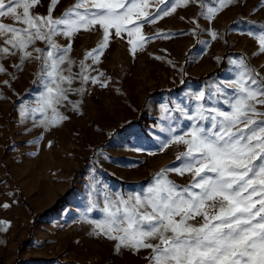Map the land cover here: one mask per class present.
Wrapping results in <instances>:
<instances>
[{"label": "rangeland", "instance_id": "374dc122", "mask_svg": "<svg viewBox=\"0 0 264 264\" xmlns=\"http://www.w3.org/2000/svg\"><path fill=\"white\" fill-rule=\"evenodd\" d=\"M75 2L61 0L54 18ZM205 2L212 6L211 0ZM49 5L50 0H41L31 11L47 15ZM155 8V0H150L148 10ZM202 11L199 3H190L155 24L144 25L140 34L146 39L135 54L126 32L121 37L112 35L95 63L85 57L99 48L103 30L98 25L92 31L81 29L71 41L72 73H80L83 62L88 75L102 72L100 79L108 86L89 82L83 85L84 94L69 93L68 101L58 107L68 119L56 125L40 124L53 119L51 109L46 114L32 111L46 91L43 83L36 82L39 61H25L22 70L16 71L13 66L20 63L18 56L0 60L9 73H15V79L0 73V96L4 97L0 99V264H146L147 251L117 254L114 242L93 235L83 217H103L99 207L86 211L89 202L102 207V186L121 193H142L157 173L178 164L176 157L183 147L170 143L161 148L169 140L170 127L190 123L178 109L193 114L196 101L192 93H211L217 85L234 79L237 68L232 61L244 58L264 75V54L256 55L259 41L248 35L264 28L261 0L227 6L211 21ZM0 22L24 27L11 16ZM212 32L216 39L211 38ZM4 38L0 37V47L5 46ZM55 39L62 47L69 42L61 36ZM36 47L46 45L38 41ZM227 49L231 52L228 66L220 76L207 83L190 81L179 92L155 94L145 103L149 92L180 85L185 74L198 77L215 69ZM73 87H81L79 76ZM72 104L78 105L77 111ZM216 106L228 110L222 103ZM141 113L152 119L146 128L134 124L113 134ZM87 158L89 163L63 199V206L56 205L53 214L34 223V214L56 203ZM169 178L178 185L190 181L188 174L169 173Z\"/></svg>", "mask_w": 264, "mask_h": 264}, {"label": "snow or ice", "instance_id": "6c2138e0", "mask_svg": "<svg viewBox=\"0 0 264 264\" xmlns=\"http://www.w3.org/2000/svg\"><path fill=\"white\" fill-rule=\"evenodd\" d=\"M60 2L50 0L48 14L40 15L31 10L41 0H0V18L11 16L24 25L0 22V37H5L0 60L18 56L16 71L22 70L25 61H39L36 82L43 83L46 91L32 111L46 114L51 109L53 119L40 121L45 126L68 119L58 107L68 101L69 93L84 94L83 85L89 82L108 86L100 79L102 72L88 75L83 62L80 73H72L71 41L81 29L92 31L98 25L103 30L99 48L85 57L95 63L112 35L121 37L126 32L135 54L146 39L140 34L144 25L155 24L177 8L199 3L201 15L211 21L225 7L242 0H211L212 6L205 0H155L154 11L148 10L150 0H76L54 18ZM248 35L259 41L256 55L264 54V28ZM57 36L66 38L67 46L59 45ZM211 38L216 39L215 32ZM38 41L46 47H36ZM232 64L237 68L234 79L217 85L211 93H192L193 114L178 109L190 123L170 127L169 140L161 145L162 149L170 143L184 148L176 157L178 164L157 173L142 193L102 186V207L89 202L86 211L99 207L103 218L92 220L85 215L83 221L92 226L93 235L114 242L115 253L147 251L146 264H264V75L244 58ZM0 73L15 79V73L2 63ZM76 76L79 88L73 87ZM3 83L9 85L8 80ZM72 110L77 111L78 105L72 104ZM169 173L188 174L190 181L178 185Z\"/></svg>", "mask_w": 264, "mask_h": 264}, {"label": "trees", "instance_id": "16d2710c", "mask_svg": "<svg viewBox=\"0 0 264 264\" xmlns=\"http://www.w3.org/2000/svg\"><path fill=\"white\" fill-rule=\"evenodd\" d=\"M231 52L227 49L225 51V53L223 54L222 60L219 64L218 67H216L215 69L209 71L208 73H206L205 75L202 76H198V77H194L191 75H187L185 74L183 77V81L180 85L174 86V87H170V88H162V89H158L152 92H149L146 99H145V103L147 102V100L155 95V94H161V93H171V92H179L184 86L185 84H187L188 82H195V83H207L208 81H210L213 78H216L218 76H220L221 74H223V72L225 71L226 67L228 66V62H227V56L230 54ZM152 121L151 118H149L147 115H145L144 113H141L137 119H132L129 120L128 122H126L124 125L117 127L116 129H114L113 134L118 133L120 131H122L124 128L130 126V125H134V124H138L144 128H146L150 122ZM108 141V139L106 140V142ZM89 163V159L87 158L83 165L77 169V171L75 172L72 180H71V185L68 188V190L62 194L59 199L56 201V203L52 206H50L49 208L42 210L40 212H37L34 214V220L33 222L35 223L37 220H39L40 218L44 217L45 215H49V214H53L54 212V207L56 205L59 206H63V199L74 189L75 187V183H76V179L77 177L84 171V168L86 167V165ZM108 176H110L111 178L115 179V180H119L116 176L109 174Z\"/></svg>", "mask_w": 264, "mask_h": 264}]
</instances>
